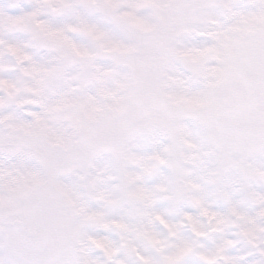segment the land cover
Wrapping results in <instances>:
<instances>
[{"label": "snow or ice", "instance_id": "snow-or-ice-1", "mask_svg": "<svg viewBox=\"0 0 264 264\" xmlns=\"http://www.w3.org/2000/svg\"><path fill=\"white\" fill-rule=\"evenodd\" d=\"M0 264H264V0H0Z\"/></svg>", "mask_w": 264, "mask_h": 264}]
</instances>
